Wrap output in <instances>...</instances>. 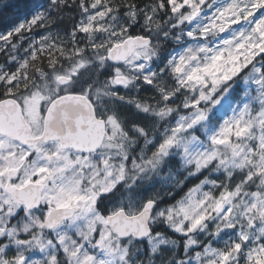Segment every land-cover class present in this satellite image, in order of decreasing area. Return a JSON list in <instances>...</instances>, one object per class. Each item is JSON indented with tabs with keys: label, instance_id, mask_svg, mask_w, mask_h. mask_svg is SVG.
I'll list each match as a JSON object with an SVG mask.
<instances>
[{
	"label": "snow or ice",
	"instance_id": "6c2138e0",
	"mask_svg": "<svg viewBox=\"0 0 264 264\" xmlns=\"http://www.w3.org/2000/svg\"><path fill=\"white\" fill-rule=\"evenodd\" d=\"M0 19V264H264V0Z\"/></svg>",
	"mask_w": 264,
	"mask_h": 264
},
{
	"label": "trees",
	"instance_id": "16d2710c",
	"mask_svg": "<svg viewBox=\"0 0 264 264\" xmlns=\"http://www.w3.org/2000/svg\"><path fill=\"white\" fill-rule=\"evenodd\" d=\"M7 21L6 20H4V19H0V23H6ZM15 22H19V21H15Z\"/></svg>",
	"mask_w": 264,
	"mask_h": 264
}]
</instances>
